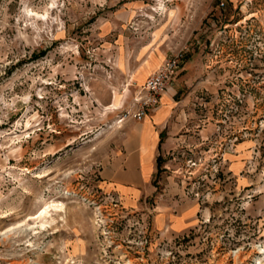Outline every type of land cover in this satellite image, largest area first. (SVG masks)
Wrapping results in <instances>:
<instances>
[{"label":"rangeland","instance_id":"obj_1","mask_svg":"<svg viewBox=\"0 0 264 264\" xmlns=\"http://www.w3.org/2000/svg\"><path fill=\"white\" fill-rule=\"evenodd\" d=\"M167 1L0 0V264H264V0ZM119 51L128 72L150 51L195 70L144 210L100 185L144 83L104 112ZM188 205L185 232L154 226Z\"/></svg>","mask_w":264,"mask_h":264},{"label":"crops","instance_id":"obj_2","mask_svg":"<svg viewBox=\"0 0 264 264\" xmlns=\"http://www.w3.org/2000/svg\"><path fill=\"white\" fill-rule=\"evenodd\" d=\"M165 59L166 55L160 57L158 53L150 51L133 72H128L129 68L125 62L123 63L122 54L119 51L115 64L121 70L129 73L127 81L129 88L132 80L136 81L138 85L142 84L150 74L161 66ZM180 72L181 74L172 80L161 95L159 106L155 110L148 112L141 120L126 117L120 124L113 123V126L114 124L116 126H114L112 150L102 165L100 185L106 192L117 196L121 205L127 209H146L147 202L154 192L161 156L170 145L175 130L176 105L184 84L194 76V64L192 62L184 63ZM128 92L129 89L126 94ZM112 98L113 96L111 101H114ZM97 103L102 105L98 99ZM196 213L197 209L194 205L177 209L167 206L157 212L153 223L159 230L168 229L182 233L194 226L197 218Z\"/></svg>","mask_w":264,"mask_h":264},{"label":"built area","instance_id":"obj_3","mask_svg":"<svg viewBox=\"0 0 264 264\" xmlns=\"http://www.w3.org/2000/svg\"><path fill=\"white\" fill-rule=\"evenodd\" d=\"M182 57L180 52L169 57L145 79L140 93L134 98V110L122 115L123 119L129 117L134 120H141L148 112L159 106L160 97L177 74Z\"/></svg>","mask_w":264,"mask_h":264},{"label":"bare ground","instance_id":"obj_4","mask_svg":"<svg viewBox=\"0 0 264 264\" xmlns=\"http://www.w3.org/2000/svg\"><path fill=\"white\" fill-rule=\"evenodd\" d=\"M172 1H174V0H168L167 2H172ZM176 7H177V13H176V12L174 13V17H175V19H176L180 14H182L183 11H184L183 6L177 4ZM158 11H160V12H162V13H165V12H166L165 5H164L162 2H159L158 7L154 9V12H155V13H158ZM24 12H25V14H26L27 16H35V17H37V18L41 16V15L39 16L37 13L32 12L31 10H28L27 8L24 9ZM42 16H43V15H42ZM43 17H44V16H43ZM148 17H149L150 19H153V17H152L151 15H148ZM126 86H128V84L124 86L125 89H124V94H123V96H122V95L120 96V94L117 93V92L115 93V95H116V102L112 101L109 105H107V106H102L104 112L117 111V110L120 109V106H121V104H122V99H123L125 93L127 92V88H126ZM100 106H101V105H100ZM122 121H123V118H122V116H120V117L118 118V120H117V123L120 124ZM61 207H62V205H61V204H58V203H52V205L49 206V208H51L53 211H58V212L61 211V209H62ZM47 213H48L47 208H46V209H42V211L39 213V216H38V217L44 216V215L47 214ZM38 217H37V218H38Z\"/></svg>","mask_w":264,"mask_h":264}]
</instances>
